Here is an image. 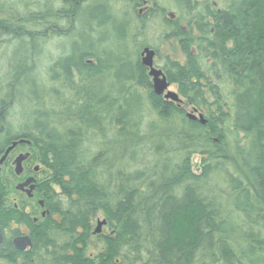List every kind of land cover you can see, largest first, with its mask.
Masks as SVG:
<instances>
[{"label":"trees","instance_id":"1","mask_svg":"<svg viewBox=\"0 0 264 264\" xmlns=\"http://www.w3.org/2000/svg\"><path fill=\"white\" fill-rule=\"evenodd\" d=\"M121 1L0 6L2 55L13 46L0 73V154L25 138L39 166L35 222L2 203L1 177L16 175L0 170V226L22 221L32 238L17 264H264V0H175L178 18L158 0ZM86 10L108 12L96 27L116 35L66 51L56 42L78 37ZM156 16L180 58L147 38ZM144 46L180 105L154 94ZM193 108L205 124L185 116Z\"/></svg>","mask_w":264,"mask_h":264},{"label":"flooded vegetation","instance_id":"2","mask_svg":"<svg viewBox=\"0 0 264 264\" xmlns=\"http://www.w3.org/2000/svg\"><path fill=\"white\" fill-rule=\"evenodd\" d=\"M141 11V9H140ZM157 68L158 65L154 63ZM163 74L165 75L164 71L162 70ZM166 77V75H165ZM151 79V77H150ZM166 80L168 81L167 77ZM169 82V89L170 87L175 85V90H177L176 84ZM152 83V82H151ZM152 87V84H151ZM172 90V89H171ZM177 92V91H176ZM22 140V141H20ZM17 141V144L14 146V150L17 148L16 152L12 157H10L11 150L5 156V158L0 162V170L4 167L6 169L7 166H10L12 172L16 175L12 177L11 175L5 179V177H1L4 182V187L6 188V194L2 195V203L8 207L11 205L15 210H19L22 214L27 215V218L30 219L31 222H35L37 218L35 217V205H34V191H35V183L33 189L30 193H27L26 190L29 188V185L24 186V188L17 189L16 186L20 183H23L27 178L33 177L36 182L35 173L39 171V166L36 165L33 161L28 160L30 152L27 150L29 141L25 138L15 139L12 142ZM11 142V143H12ZM9 144L8 146H10ZM5 152V150H4ZM4 152L0 154V158L3 156ZM19 154H27V157L22 162V172L20 174H16L14 171L15 167V158ZM2 183V182H1ZM28 198V199H26ZM37 203L39 205V213L43 215V213H47L44 208V203L40 198H37ZM2 226H0V253L5 255V257H0V264H17L19 262H23V252L27 251L29 247H26L23 250H20L16 247L14 241L20 236H28L31 240L32 245V238L30 234L29 227L22 221H17L15 219H10L8 216L2 220ZM3 244V245H2ZM33 259L31 258V261Z\"/></svg>","mask_w":264,"mask_h":264},{"label":"rangeland","instance_id":"3","mask_svg":"<svg viewBox=\"0 0 264 264\" xmlns=\"http://www.w3.org/2000/svg\"><path fill=\"white\" fill-rule=\"evenodd\" d=\"M25 0H0V6L3 7H17V8H23V2ZM159 3L167 8L166 15L170 16L172 18H178V9L175 7L174 2L175 0H158ZM115 4L119 7H123V2L121 0H114ZM108 15V12L105 13H89L88 10H86L82 16L81 21L78 23V37L74 34L73 36L67 37L63 39L62 41H57L56 43L60 44L61 42L64 43V47L66 48V51L69 50L72 42H78V47L83 46L85 43H96L97 40H99L102 36L110 35L115 36L116 31L112 28V26H106L105 28H97L96 23L98 20L105 19ZM146 30V36L149 39V41L152 44H155L158 46L160 57L162 56H169L172 58H180L179 49L177 47V44L175 41H162L159 38V35L164 31L161 18L159 16H156L148 21ZM55 43V44H56ZM13 49V46H6L4 47L3 51L4 54L2 55V51H0V73H2L5 69L6 61L8 60L10 53ZM154 63L156 65L161 64V58L155 56L154 57ZM170 89L175 90V85L173 84ZM31 109L23 108L21 109V113L23 115L30 114ZM18 116V107H14L11 111V117L10 119L14 121V119ZM197 163V158L194 159V168L196 169L195 164ZM102 218L98 219L94 227H96L97 222L101 221ZM104 225L101 226V230L103 229Z\"/></svg>","mask_w":264,"mask_h":264},{"label":"water","instance_id":"4","mask_svg":"<svg viewBox=\"0 0 264 264\" xmlns=\"http://www.w3.org/2000/svg\"><path fill=\"white\" fill-rule=\"evenodd\" d=\"M155 54V49L149 46L142 47L140 51L141 63L148 68V75L151 77L152 90L154 94L162 95L164 99L176 102L178 105H180L181 99L178 93L174 90L169 89V82L166 80V77L163 74L162 70L154 65ZM185 116L188 119L198 121L201 124L206 123V119L204 118L203 113L196 108L186 111ZM16 144L17 141H14L5 149L3 156L0 158V162L5 158L8 152L14 148ZM26 157L27 154H19L15 158L14 171L16 174H20L22 172V162ZM34 183L35 179L33 177H29L23 183L18 184L16 188L22 190L24 186L29 185V188L26 190V192L30 193V191L34 187ZM104 224H106L105 219L98 221L93 233H99L101 231V226ZM14 243L20 250L31 246V240L28 236H20L15 239Z\"/></svg>","mask_w":264,"mask_h":264}]
</instances>
